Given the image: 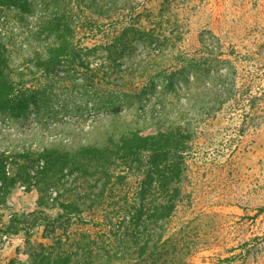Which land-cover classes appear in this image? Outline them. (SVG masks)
<instances>
[{"label": "rangeland", "instance_id": "1", "mask_svg": "<svg viewBox=\"0 0 264 264\" xmlns=\"http://www.w3.org/2000/svg\"><path fill=\"white\" fill-rule=\"evenodd\" d=\"M16 1L0 3V43L10 77L32 94L24 114L0 113V153L73 150L136 129L191 138L175 208L153 225L157 248L142 260L144 237L135 243L123 219L139 200V179L128 173L116 184L125 175L117 169L92 208L75 193L93 197L103 177L69 176L56 187L62 196L55 187L43 193L51 218L60 201L85 208L56 229L29 226L42 209L35 188L0 202V264H31L57 237L74 253L85 235L92 254H72V264H264V0ZM56 25L68 27L88 70L61 61L56 76L37 66L57 43Z\"/></svg>", "mask_w": 264, "mask_h": 264}, {"label": "trees", "instance_id": "2", "mask_svg": "<svg viewBox=\"0 0 264 264\" xmlns=\"http://www.w3.org/2000/svg\"><path fill=\"white\" fill-rule=\"evenodd\" d=\"M7 2L17 3L16 0H0V3ZM67 30L66 25L62 27L56 25L54 32L57 34V43L48 49L47 57H43L37 63L43 72L57 76L53 69L61 61L69 64L77 62L79 66L88 70L87 59H81L67 41ZM6 66V58L0 43V113L19 116L25 113L32 93L28 94L17 88ZM190 138L189 134L170 128L155 131L136 129L116 138L110 135L101 145H80L73 150L44 147L40 150L22 149L14 153L3 151L0 153V202L13 198L18 190L26 193L35 188L39 194L37 207L42 209L33 211L34 219H31L29 226H35L39 222L51 223L52 228H55L56 224H59L57 225L59 227L63 223L68 225L70 219L81 218L85 208L75 200L60 201L57 205L61 212L51 218L42 211L43 208L51 206L42 194L55 187L56 196H62L64 192L56 187L61 182L66 183L68 181L66 177L69 176L73 183L78 181L81 183L85 178L103 177L102 185L93 197L87 191L75 193L76 200L88 199L91 201L88 208H92L91 205L102 198L106 188H109L106 186L111 182L110 174L122 169L125 175L119 171L116 174L118 179L116 184H119L128 173L136 175L139 179L137 191L139 200L128 207L123 219H126V226L130 230L129 236L134 238L135 243L140 237H144L136 257L142 260L144 255L157 246L150 245V242H153L151 237L154 234L153 225L160 227L162 221L168 218L175 208L177 183L184 171L183 155L186 142ZM88 188L92 191L93 187ZM16 220L18 223L28 221L24 216ZM119 224H115L116 227L119 228ZM24 229L25 227L12 228L8 231L17 233L18 230ZM155 233L156 236H160L156 230ZM84 237L88 239L87 242L83 243V239L77 241L74 253L61 251V238L57 237L55 245L50 247L49 251L42 250L33 254L31 264H72V254L74 256L82 253L92 254L91 246L94 241L88 235ZM96 246L101 250L104 244Z\"/></svg>", "mask_w": 264, "mask_h": 264}]
</instances>
